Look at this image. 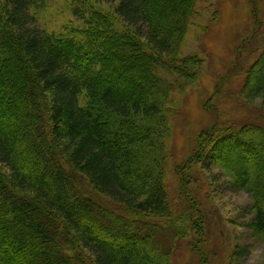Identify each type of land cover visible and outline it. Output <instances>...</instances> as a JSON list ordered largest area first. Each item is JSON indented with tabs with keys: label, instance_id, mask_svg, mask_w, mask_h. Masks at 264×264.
Listing matches in <instances>:
<instances>
[{
	"label": "trees",
	"instance_id": "1",
	"mask_svg": "<svg viewBox=\"0 0 264 264\" xmlns=\"http://www.w3.org/2000/svg\"><path fill=\"white\" fill-rule=\"evenodd\" d=\"M38 1L0 0V264H165L171 95L198 82L181 48L199 0H104L113 16L84 0L64 36L34 27ZM262 37L240 100L264 99ZM208 156L264 238V126L205 129L189 163Z\"/></svg>",
	"mask_w": 264,
	"mask_h": 264
},
{
	"label": "rangeland",
	"instance_id": "2",
	"mask_svg": "<svg viewBox=\"0 0 264 264\" xmlns=\"http://www.w3.org/2000/svg\"><path fill=\"white\" fill-rule=\"evenodd\" d=\"M83 2L38 1L30 11L36 17L34 27L62 36L81 31L73 12ZM87 2L92 11L113 16L104 0ZM191 21L181 55L196 56L202 64L197 84L171 95L178 115L166 145L167 190L177 211L172 228L179 236L162 238L171 249L165 264H264V238L248 226L254 202L250 193L232 188L214 156L189 163L207 128L264 126V99L249 102L237 96L263 47L264 0H199ZM116 22L121 32V22Z\"/></svg>",
	"mask_w": 264,
	"mask_h": 264
}]
</instances>
